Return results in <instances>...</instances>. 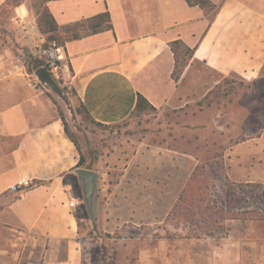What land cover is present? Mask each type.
Instances as JSON below:
<instances>
[{"label": "crops", "instance_id": "crops-1", "mask_svg": "<svg viewBox=\"0 0 264 264\" xmlns=\"http://www.w3.org/2000/svg\"><path fill=\"white\" fill-rule=\"evenodd\" d=\"M10 1L0 0V227L8 241L10 235L17 236L20 248L6 264H88L89 239L99 240L96 230L121 227L127 196L108 193L91 230L81 232L79 195L74 191L81 187L76 176L79 152L65 132L50 90L27 84L29 67L14 68L21 43L12 18L27 14L37 21L42 14L46 29L37 22L39 31L60 46L55 78L73 90L69 100L81 103L95 122L111 125L132 114L138 94L154 108L185 100L187 91L181 88L194 64L223 77H258L264 67V0H209L215 6L210 13L186 0ZM4 7L9 14L2 15ZM174 41L192 49L177 79L173 71L182 47L175 54ZM166 150L153 152L149 165L180 166L181 158ZM164 156L169 163L163 162ZM147 159L137 161L146 166ZM68 174H74L72 181L64 183ZM13 184L16 188L10 189ZM178 194L170 196L172 202ZM190 243L179 254L169 249L164 255L168 264L238 259L233 241L208 246L212 242L194 238ZM224 249H234L235 256L219 258Z\"/></svg>", "mask_w": 264, "mask_h": 264}, {"label": "rangeland", "instance_id": "rangeland-1", "mask_svg": "<svg viewBox=\"0 0 264 264\" xmlns=\"http://www.w3.org/2000/svg\"><path fill=\"white\" fill-rule=\"evenodd\" d=\"M3 10L2 15L9 14V8ZM37 22L46 29L42 14ZM187 55L181 48L178 62ZM181 89L187 95L180 103L135 111L111 125L95 123L74 98L66 105L50 91L83 153V166L97 175L95 219L108 193L120 191L127 196L121 227L96 230L99 240L89 239L88 264H168L166 252L174 249L179 254L190 248L194 238L212 242L208 246L218 241L236 243L237 261L222 264H264V218L259 215L264 216V67L258 77L244 79L223 77L194 64ZM64 93L72 96L69 88ZM166 149L181 158L180 166L149 165L155 159L153 152L166 153ZM142 159H147L146 166L137 161ZM162 160L170 162L166 156ZM196 165L202 167L198 185L193 186L198 195L206 196L204 202L194 207L180 205L177 199L172 202L170 196L187 186ZM74 191L79 195L76 217L85 234L91 230V216L82 186ZM239 212L257 217H228ZM19 248L17 236L10 235L8 241L0 227V264L9 262L8 256ZM210 253L214 254L213 248ZM158 254L159 258H150ZM232 254L234 249H224L217 256Z\"/></svg>", "mask_w": 264, "mask_h": 264}, {"label": "built area", "instance_id": "built-area-1", "mask_svg": "<svg viewBox=\"0 0 264 264\" xmlns=\"http://www.w3.org/2000/svg\"><path fill=\"white\" fill-rule=\"evenodd\" d=\"M13 31L18 35L20 51L15 56L13 64L15 69H21L25 66L31 71L26 72L27 84L32 86L40 84L34 71L38 67H45L55 78V71L59 65V49L57 41L47 39L37 27V21L27 14H15L12 18ZM23 186H28L26 181L22 182ZM16 185H11L10 189H15Z\"/></svg>", "mask_w": 264, "mask_h": 264}, {"label": "trees", "instance_id": "trees-1", "mask_svg": "<svg viewBox=\"0 0 264 264\" xmlns=\"http://www.w3.org/2000/svg\"><path fill=\"white\" fill-rule=\"evenodd\" d=\"M189 4H198L200 5L201 7H204V8H207L208 9V13H210L211 11L214 10V5L209 1V0H186ZM10 2V0H9ZM44 16H45V21L46 23L49 25V28L50 29H53V25L51 23V20L49 19L48 15L46 13H44ZM210 19L212 17V13L211 15H209ZM178 47H182L184 49L185 52H187V56L186 58H184L182 60L181 63L178 62V56L176 54L177 52V48ZM171 48L172 50L175 52L176 54V64H175V68H174V71H173V76L175 79L178 78L179 74L181 73L183 67L185 66L188 58L191 56L192 54V49L186 47V46H182V43L179 42V41H174L171 43ZM59 81V80H58ZM60 84H62L61 81H59ZM63 85V91L64 92H67V86L62 84ZM70 89V88H69ZM71 92L73 91L72 89H70ZM49 93V92H48ZM73 95V93H72ZM51 96V95H50ZM79 106L82 108V110L84 111V113L86 114V116L91 119L92 121H94L90 115L88 114V112L85 110V108L83 107V105L81 103H78ZM149 109H155L152 105H150L148 103V101L141 95V94H138L137 95V100H136V106L134 108V111H145V110H149ZM132 112V113H133ZM59 115L63 121V124H64V129H65V132L66 134L68 135V137L70 138V140L74 143V145L76 146L78 152H79V161H78V164L76 167H84L83 166V163H84V156H83V153L81 152L80 150V147L74 137V135L72 134V132L69 130L68 126H67V122L62 114V112L59 110ZM95 122V121H94ZM97 124H100L98 122H95ZM100 125H104V124H100ZM202 167V165H196V167L194 168V170L192 171L190 177H189V182L187 184L186 187H184L180 194L178 195L177 197V202L180 203V205H183V204H186L188 203L189 205H191L192 207H194L196 204L197 206H199L200 203H203L204 200H205V197L203 194H197L198 190L196 188H194V184L198 185V180L200 179L199 175H200V168ZM88 168V167H87ZM74 175V174H68V175H65L64 178H63V181L64 183H68L71 180V176ZM200 188V187H199ZM190 206V207H191ZM195 209V208H193ZM197 213H201L200 211H198ZM261 215V217L264 218V216L262 214H259ZM202 216V215H201ZM229 218H241V219H246V218H256L257 216H255L254 214H248L246 212H239V213H235L231 216H228ZM203 218V216H202Z\"/></svg>", "mask_w": 264, "mask_h": 264}, {"label": "water", "instance_id": "water-1", "mask_svg": "<svg viewBox=\"0 0 264 264\" xmlns=\"http://www.w3.org/2000/svg\"><path fill=\"white\" fill-rule=\"evenodd\" d=\"M34 74L44 88L56 94L59 98L63 100V102L66 105L69 104L70 100L68 96L63 92L60 82L52 76V74L47 70V68L38 67L34 71ZM76 176L79 179L82 186V193H83L86 210L91 216V221L94 223L95 216L93 212V202H94L95 180L97 175L91 169L80 167L76 170Z\"/></svg>", "mask_w": 264, "mask_h": 264}]
</instances>
